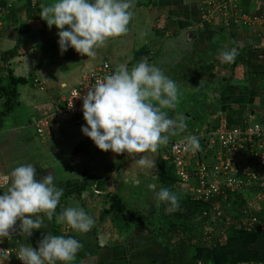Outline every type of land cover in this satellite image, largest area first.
Wrapping results in <instances>:
<instances>
[{"label": "crops", "instance_id": "crops-1", "mask_svg": "<svg viewBox=\"0 0 264 264\" xmlns=\"http://www.w3.org/2000/svg\"><path fill=\"white\" fill-rule=\"evenodd\" d=\"M4 1L14 7L17 16L15 21L0 20V79H4L3 68L7 67L15 76H32L33 82L18 85V107L0 120V171L9 174L16 166L32 164L38 179L51 174L55 185L63 189L60 199L63 209L81 207L93 218L94 226L85 234L72 230L66 224L59 225L61 235H71L82 244L77 264H160L168 256V247L162 243V235H152L148 224L142 223V218L147 222L158 218L167 226L178 224L204 212L206 202L194 198L179 183L169 156L159 157V147L155 152L136 155L101 151L81 133L85 121L54 120L41 134L37 133L34 123L51 115L61 105L64 94L61 87L69 81L60 79L58 73L61 77L65 74L70 80L76 77L79 80L81 72L96 65L89 67L63 62L67 70L62 74L58 65L54 67L53 63L47 62V55L41 49L46 46L55 50L53 46L56 45L58 49V29L54 25L51 28L46 25L36 6V1L42 9L48 6L47 3L40 0ZM239 1L238 9L242 5ZM251 1L260 8L264 0ZM200 3L201 0H134L133 17L127 33L112 37L119 39L121 45L120 49L116 48V55L129 52L132 57L131 61H122L120 65L130 69L146 58L149 64L157 66L175 81L180 109L169 110V117L183 118L187 127L210 126L219 110L226 112L229 108L243 112V116L253 110L258 120L264 122V89L245 86L247 75L238 59L235 58L237 64L232 71L229 63H221L216 52L221 46L228 50L230 42L241 43L245 33L252 32L250 29H258L261 38L264 37L261 27L242 28L232 21L226 25L218 18H203ZM190 30H194L196 35L187 40L186 33ZM258 46L264 47V44L260 41ZM11 50H15L12 56L8 54ZM56 52L57 57L60 52ZM5 53L8 54L6 63L2 60ZM199 80L205 81L202 86H199ZM233 81L238 82L239 87L231 86ZM232 89L234 96L225 100V95ZM217 93L218 96L213 95ZM211 103H216L217 115L208 114L215 107L208 108L203 114L193 110L197 105L205 108ZM200 117L202 120L199 121ZM180 134L181 131H177L170 135V140L182 137ZM142 155L154 163L156 160L155 168L141 166L137 159ZM161 188L177 194L178 209L165 210L166 205L156 198ZM113 194L126 201L130 213L142 217L140 221L133 219L129 230L120 231L110 215L105 213L107 196ZM224 238V246L216 253L189 247L185 264L264 261L263 236L232 230Z\"/></svg>", "mask_w": 264, "mask_h": 264}, {"label": "clouds", "instance_id": "clouds-1", "mask_svg": "<svg viewBox=\"0 0 264 264\" xmlns=\"http://www.w3.org/2000/svg\"><path fill=\"white\" fill-rule=\"evenodd\" d=\"M132 8L134 0H54L39 16L49 28L54 25L58 29L61 54L71 48L94 57V49L102 47L108 38L127 33ZM237 55L235 49L222 50L219 58L221 63L230 64ZM177 101L175 81L146 58L130 69L122 64L87 89L81 109L85 124L80 131L101 151L129 155L155 152L168 143L170 135L187 127L183 118L169 117ZM186 145L185 150L193 153L200 149L196 136H188ZM137 161L141 166H154L143 155ZM4 186L6 190L0 192V237L10 236L18 221L19 231L29 237L44 226L45 219L52 221L54 214L56 223L80 234L94 226L93 218L81 207L56 213L63 189L55 185L51 174L38 179L32 164L14 167L5 177ZM156 198L166 205V211L179 208L177 194L168 188H161ZM81 247L80 241L71 236L45 232L36 248L21 246L16 258L22 264H71Z\"/></svg>", "mask_w": 264, "mask_h": 264}, {"label": "built area", "instance_id": "built-area-1", "mask_svg": "<svg viewBox=\"0 0 264 264\" xmlns=\"http://www.w3.org/2000/svg\"><path fill=\"white\" fill-rule=\"evenodd\" d=\"M238 1L201 0L202 17L218 18L226 25L231 21L237 26L258 25L264 35V15L250 16L240 12ZM260 8L264 10V1ZM261 44H264L263 36ZM113 71L108 62H102L82 72L79 80L64 92L61 105L51 115L34 123L36 132L41 134L54 120L83 122L82 98L87 89ZM241 122L229 125L224 112H220L214 127L171 140L168 153L179 183L194 198L206 202L215 197L225 200L228 195L239 194L240 222L247 230L255 224L264 228V122L253 112H248ZM188 136L198 137V151L185 150ZM8 175L0 171V189L6 188L4 179ZM257 213H261L259 217ZM19 249L10 245L9 239L0 237V264H22L16 258Z\"/></svg>", "mask_w": 264, "mask_h": 264}, {"label": "trees", "instance_id": "trees-1", "mask_svg": "<svg viewBox=\"0 0 264 264\" xmlns=\"http://www.w3.org/2000/svg\"><path fill=\"white\" fill-rule=\"evenodd\" d=\"M241 2L242 5L239 6L238 9L240 12L246 13L250 16L264 15V10L256 7V4H254L251 0H241ZM36 6L38 11L41 12V4L36 1ZM0 14V20L2 22L9 19L15 21L17 16L14 7L6 4L4 0H0ZM250 31L252 32L245 31L246 33L244 35V38L241 40V43L230 42L228 46L229 49H227H235L238 53V55L236 56V58L238 59V63H240L245 68V72L247 75L246 79L244 80L245 86L264 89V47L258 46L259 42L261 41V36L259 33L260 31L256 28L250 29ZM13 53H15V50H11L8 52L10 56H12ZM8 54L5 53L2 56V60H4V63H6L5 57L8 56ZM236 64L237 62L235 61L229 64L232 71ZM37 67H39V65H37ZM3 71L5 72L4 79H0V100L2 107L0 110V120H2L11 111L18 107V85L33 82L32 76H28L26 78L15 76L12 70L7 67H4ZM215 108V110L210 111L208 114H216L218 108ZM224 114L227 117L229 125L242 123L241 121L244 117L243 112L233 108H229L226 112H224ZM217 118L218 115L216 116L214 123L212 122V125L210 126H201L195 129L193 125H190L183 132H181L180 136L194 134L197 131L214 127L217 122ZM200 120H202L201 117L199 121ZM176 137H179V135ZM173 139L176 138L174 137ZM107 197L108 206L105 213L110 215L114 223L119 227L120 231L129 230V223L133 219H138L139 221L141 220L142 217L140 215L130 213V210L127 209L128 205L126 201H124V199L119 195L113 194ZM240 206L241 196L239 194L228 195L225 200H223L221 197H215L206 201V210L204 212L194 214L187 221L178 224H171L167 226L161 223L158 218L156 219V221L149 220V222H147L146 218H142L143 220L141 221L146 225L148 224V228L153 236L156 234L162 235V243L168 247V256L160 264H185L186 253L189 247L204 249L213 253L219 252L226 242L224 236L228 231L242 230L250 232L256 236L264 237V228H261L260 224H255L252 228L247 230L240 222ZM62 209L63 207L59 203L56 209V213H59ZM218 210L221 211L218 212ZM260 214L257 213L256 216L259 217ZM204 224H209L210 226H212L213 230L219 229V236H214V234H212L211 232L204 231L202 228ZM18 225L19 221L17 222V225L14 226V236L3 238L9 239L10 245H14L19 248L21 246H32L33 248H36L38 241L43 237L45 232L52 235H61V232L59 230L60 224L56 223L55 214L52 221H47L45 219L44 226L39 230H33L32 235L29 237L19 231ZM79 252L80 249L71 264H77L79 260ZM258 263L264 264V261ZM57 264H60V262H57ZM147 264L156 263L148 262ZM200 264L207 263L201 262Z\"/></svg>", "mask_w": 264, "mask_h": 264}, {"label": "rangeland", "instance_id": "rangeland-1", "mask_svg": "<svg viewBox=\"0 0 264 264\" xmlns=\"http://www.w3.org/2000/svg\"><path fill=\"white\" fill-rule=\"evenodd\" d=\"M42 1L45 2V4L47 3V5H50V4H52L54 2V0H40V2H42ZM217 32H220V31L217 30ZM56 46H53V48H55V50L51 49V47L50 48H46V46H44L41 49L43 50L42 53L43 54L45 53L47 55V59H48L47 62L53 63L54 67H58L59 66L60 71L62 72V74H64L66 72V70H67V68L62 65L63 62H71L72 65H76V64L77 65H79V64L82 65L83 64L84 66H89L90 67V66H93V65L100 64V63H102L104 61H107L108 63L112 64L113 69L115 70L118 66H120L122 61H125V60L131 61V59H132V57H131L129 52H127V53L126 52L125 53L119 52V56L116 55L117 54L116 48L120 49V46H121L120 42H119V39H116V38H112L110 40H106L105 44L102 47L94 49V51L96 53L94 57H86V56L80 55V54L76 53L73 49L69 48L63 54H61V53L58 54V56H57L58 58H57L54 53L57 50L59 51V49H57ZM222 50H225V49H223V47L221 46L219 48V51H216L217 54H218L217 56H220V53H221ZM120 54H123V55L126 54V55L121 56ZM60 59L62 60V62L60 61ZM55 69H57V68H55ZM58 76H59L60 79H63V80L67 78V81L71 82L70 78L68 76H66L65 74L63 75V77H61L62 75L58 73ZM46 78H48V76H46ZM204 82L205 81L199 80V86H202V84ZM215 86H216V90H217V88H219V84H217ZM231 86L239 87V84H238V82H234L233 81ZM217 91H214V93H216ZM230 91H231L230 93L225 95V97H224L225 100H227V98H231V97L234 96L233 89L230 90ZM213 95L218 96V93H217V95L216 94H213ZM213 107H216V103L215 104L211 103L209 106H207L205 108H202L199 105H197V106H195L193 108V110L203 114V112L207 111L208 108L211 109ZM175 108L176 109H180V104H179L178 101L176 103ZM219 112H222V111L219 110ZM219 112H217L216 114H218ZM250 112H253V110L250 111ZM4 190H6V188H4L2 191H4ZM219 211H221V210H218V212ZM202 228H203L204 231L211 232L212 234H214V236H219V233H220L219 229L213 230L212 226H210L209 224H204ZM14 233H15L14 230H10V236H14L13 235Z\"/></svg>", "mask_w": 264, "mask_h": 264}, {"label": "water", "instance_id": "water-1", "mask_svg": "<svg viewBox=\"0 0 264 264\" xmlns=\"http://www.w3.org/2000/svg\"><path fill=\"white\" fill-rule=\"evenodd\" d=\"M196 35V32L193 30H190L186 33V39L189 40L191 39V37L193 38L194 36ZM43 77H44V74L42 72H39ZM82 73V72H81ZM78 80V77H76L75 80H71V82H67L66 85H64L63 87H61L62 89L61 90H64V92L71 86L72 82H75ZM56 94H60V90L56 92Z\"/></svg>", "mask_w": 264, "mask_h": 264}, {"label": "flooded vegetation", "instance_id": "flooded-vegetation-1", "mask_svg": "<svg viewBox=\"0 0 264 264\" xmlns=\"http://www.w3.org/2000/svg\"><path fill=\"white\" fill-rule=\"evenodd\" d=\"M171 140L169 139V141H168V143L167 144H165V145H161V146H158L159 147V157L160 158H162V156H164V157H168L169 156V153H168V144H169V142H170ZM169 158H170V156H169ZM156 163H157V161L155 160V163H154V168H155V166H156ZM153 167V166H152ZM150 170V169H149ZM150 172H153V169L150 171ZM152 175V174H151ZM151 175H150V177H151ZM143 188V184H142V187H141V189Z\"/></svg>", "mask_w": 264, "mask_h": 264}]
</instances>
